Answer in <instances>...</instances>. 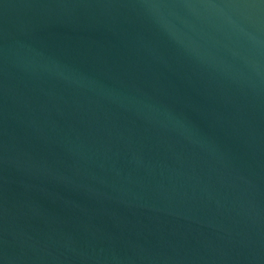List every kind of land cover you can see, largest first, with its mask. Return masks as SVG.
Instances as JSON below:
<instances>
[{
    "label": "water",
    "instance_id": "water-1",
    "mask_svg": "<svg viewBox=\"0 0 264 264\" xmlns=\"http://www.w3.org/2000/svg\"><path fill=\"white\" fill-rule=\"evenodd\" d=\"M0 264H264V0H0Z\"/></svg>",
    "mask_w": 264,
    "mask_h": 264
}]
</instances>
